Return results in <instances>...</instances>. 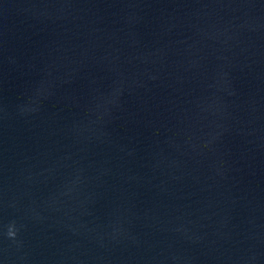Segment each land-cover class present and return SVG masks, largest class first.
Wrapping results in <instances>:
<instances>
[{"label":"water","instance_id":"water-1","mask_svg":"<svg viewBox=\"0 0 264 264\" xmlns=\"http://www.w3.org/2000/svg\"><path fill=\"white\" fill-rule=\"evenodd\" d=\"M0 264H264V0H0Z\"/></svg>","mask_w":264,"mask_h":264},{"label":"clouds","instance_id":"clouds-1","mask_svg":"<svg viewBox=\"0 0 264 264\" xmlns=\"http://www.w3.org/2000/svg\"><path fill=\"white\" fill-rule=\"evenodd\" d=\"M9 235H14V233L10 231V232H9Z\"/></svg>","mask_w":264,"mask_h":264}]
</instances>
